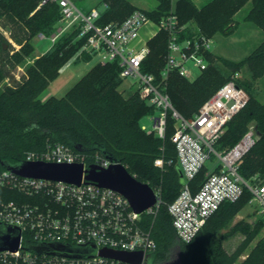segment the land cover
Wrapping results in <instances>:
<instances>
[{
	"label": "trees",
	"instance_id": "1",
	"mask_svg": "<svg viewBox=\"0 0 264 264\" xmlns=\"http://www.w3.org/2000/svg\"><path fill=\"white\" fill-rule=\"evenodd\" d=\"M152 10H143L149 18L159 21L174 12L180 23L188 26V35L195 27L210 38L214 34H232L235 29L233 14L248 2L251 8L246 19L264 31V0H213L199 9L192 0H156ZM40 0H3L1 14L4 24L12 30L14 39L22 49L15 53L0 33V86L12 71L30 56L33 47L31 38L39 33L50 36L59 21L57 4H47L30 16ZM219 3L230 5L225 10ZM107 4L101 12L100 25L121 23L135 11L140 10L130 0H102ZM4 43L9 45L4 48ZM84 39H78V31L72 30L62 36L55 45L33 65L13 88V94L0 91V171L6 170L5 163L17 164L25 161L28 152L44 151L50 145L62 144L77 152L91 156L100 153L124 165L138 181L151 188L161 187L162 205L156 215H144V226L152 231L157 243L153 264H237L242 254L259 236L261 223L245 220L233 225L238 213L246 206L252 192L244 186L242 197L234 203H224L208 220L204 228L189 244L182 243L173 226L168 206L179 196L183 187L177 150L172 141L176 120L170 114L165 138L142 129V120L154 115L156 109L140 96L126 99L119 91L123 80L117 61L94 65L71 88L63 98L51 97L43 102L40 95L58 77L60 71L83 46ZM150 54L143 63V72L153 74L158 84H163L174 108L185 118L193 117L199 108L221 86L230 81L241 65L253 68L264 63V42L245 59L234 62L209 54L214 64L196 80L189 81L174 72L166 80L162 78L167 55L168 35L159 33L149 42ZM82 60L91 57L83 52ZM224 66V67H223ZM226 67V68H225ZM215 71L226 77L219 88L217 77L204 78ZM237 83L249 93L247 106L230 121L225 133L216 144L222 152L232 149L254 125L258 139L244 156L239 166L240 176L251 186H264V102L252 95L243 82ZM168 137L170 138L168 143ZM164 158V168L156 167L155 161ZM208 168L204 167L191 187L196 192L206 179ZM0 200L25 201L17 191L0 187ZM237 234L245 237L238 247L229 252L226 243ZM177 258V263H176ZM241 264H264V239Z\"/></svg>",
	"mask_w": 264,
	"mask_h": 264
},
{
	"label": "built area",
	"instance_id": "2",
	"mask_svg": "<svg viewBox=\"0 0 264 264\" xmlns=\"http://www.w3.org/2000/svg\"><path fill=\"white\" fill-rule=\"evenodd\" d=\"M0 33L12 47V54L19 45L12 30L5 26L1 14ZM47 4H57L60 19L50 36L39 33L51 45L72 30L78 31V39H84L83 52L98 63L117 61L121 67L120 77L132 79V86L141 99L156 109L147 116L151 127L142 124L147 133H156L165 138L168 116L176 120L172 141L177 150V159L183 174L184 184L179 196L168 206L173 226L179 240L191 243L208 220L227 202H237L246 186L264 209V186L249 185L239 174L244 156L258 139L254 125L230 150L218 151L216 144L225 133L230 121L242 111L250 100L247 90L237 83V78L221 86L198 112L190 118L183 117L173 106L163 84H158L155 75L143 72V63L150 54L149 42L159 33L168 35L167 55L162 78L166 80L174 72L189 81L196 80L213 64L209 54L214 39L207 37L195 27L188 35V26L180 23L176 13L171 12L159 21L137 10L121 23L98 24L101 12L107 7L80 9L74 0H40L36 13ZM151 27L145 37L141 32ZM198 72V73H197ZM220 164L206 174L200 188L194 192L191 181L206 167L213 156ZM90 157L62 144L50 145L44 151L28 152L25 161L57 164H84L108 169L119 164L100 153ZM156 167L164 168V158L155 161ZM0 187L17 191L25 201L0 200V227L20 234L17 250H0V264H132L102 256V249L137 253L147 257L157 252V243L152 231L144 226V215H156L162 205L161 187L152 188L156 195L155 205L143 213H136L122 194L102 188L83 180L81 185L19 176L12 171H0ZM62 247H94L96 255L85 258L62 256L51 251L39 253L36 249Z\"/></svg>",
	"mask_w": 264,
	"mask_h": 264
},
{
	"label": "rangeland",
	"instance_id": "3",
	"mask_svg": "<svg viewBox=\"0 0 264 264\" xmlns=\"http://www.w3.org/2000/svg\"><path fill=\"white\" fill-rule=\"evenodd\" d=\"M175 1L176 0H174L173 11H175ZM74 2L80 9L85 11L90 9V7H93L96 3L95 0H74ZM130 2L135 6V8L140 10H152L157 6L156 0H130ZM219 6L225 8L226 5L219 3ZM230 8L231 4L227 5L225 10L228 11ZM250 8L251 2H248L237 13L233 14L235 23H232L231 25H234L235 29L232 34H214V44L212 50L216 53V55L237 63L252 55L264 42V31L256 24L246 19ZM32 15L33 13L30 16ZM31 45L33 47L31 55L24 57V60L17 66L16 69L8 71L6 79L0 86V91L4 90L6 87H10L12 89L15 88L22 79L23 75H26L28 66L33 65L37 59L42 57L53 47L49 40L40 39L38 35L35 37L34 35L32 36ZM21 49L22 47L20 50ZM83 55L81 47L63 67L58 77L54 79L40 95V99L43 102L47 101L51 97L63 98L67 92L73 88L94 65L98 63L95 58L91 59L89 62L82 60ZM9 76H14L18 79L15 85H10ZM234 76L245 84L251 94L255 95V98H257L260 102H264V63L256 64L253 68L243 64L238 71L234 73ZM210 77H217L218 79V84H215V89L219 88V86L227 80L226 77L218 75L214 70L206 74L204 78L207 79ZM132 82V79H127L120 86L119 91L126 99L135 95L139 96V93L135 91V87L132 86ZM141 124L151 127L150 118H144ZM169 139L170 138L168 137V143L170 141ZM219 164V159L214 155L212 159L207 162L206 168L214 170ZM242 220L251 224L261 223L263 227L259 236L242 254L237 264H241L245 261L253 252L255 247L261 244L262 239H264V209L262 205L252 196H250L246 206L235 217L233 225ZM244 239V236L237 234L226 243L227 250L229 252H233L238 245L244 241Z\"/></svg>",
	"mask_w": 264,
	"mask_h": 264
},
{
	"label": "water",
	"instance_id": "4",
	"mask_svg": "<svg viewBox=\"0 0 264 264\" xmlns=\"http://www.w3.org/2000/svg\"><path fill=\"white\" fill-rule=\"evenodd\" d=\"M9 45L4 43V48L8 49ZM10 85H15L18 79L14 76H9ZM6 91L13 94V89L6 87ZM109 158V157H108ZM111 159V158H109ZM114 161L113 159H111ZM6 170L28 178L44 179L58 182H65L74 185H81L83 180L97 184L102 188H110L123 196L130 202L136 213H143L147 209L153 207L157 201L154 190L146 183L138 181L133 177L122 164L112 165L108 169H101L98 166L91 165L85 169L84 164H57L46 162H30L22 161L17 164L5 163ZM180 178L184 184L183 174L179 168ZM20 234L17 230H12L10 233L0 227V250H17L19 246ZM39 253L51 251L62 256L72 258H85L96 255L94 247H62L59 245L53 246L51 249H36ZM102 256L125 261L132 264H141L143 255L141 252L128 253L102 249ZM155 253L149 255L146 264H153Z\"/></svg>",
	"mask_w": 264,
	"mask_h": 264
},
{
	"label": "crops",
	"instance_id": "5",
	"mask_svg": "<svg viewBox=\"0 0 264 264\" xmlns=\"http://www.w3.org/2000/svg\"><path fill=\"white\" fill-rule=\"evenodd\" d=\"M96 1V3H95V5L93 6L94 8L96 7H98V8H101L102 7V5H100L101 4V2H102V0H95ZM193 1V3L199 8V9H201V8H203L204 6H206L207 4H209L210 2H212L213 0H192ZM93 7H90V9L91 8H93ZM151 29V27H150V25L149 26H147V27H145V29L141 32V37L143 38V37H145L146 35H147V32H148V30H150ZM215 53V52H214ZM216 54V53H215Z\"/></svg>",
	"mask_w": 264,
	"mask_h": 264
}]
</instances>
